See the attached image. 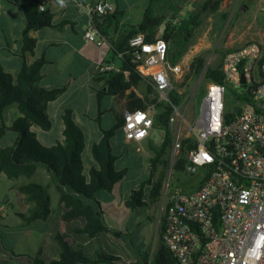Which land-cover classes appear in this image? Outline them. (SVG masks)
I'll use <instances>...</instances> for the list:
<instances>
[{"label": "trees", "instance_id": "trees-1", "mask_svg": "<svg viewBox=\"0 0 264 264\" xmlns=\"http://www.w3.org/2000/svg\"><path fill=\"white\" fill-rule=\"evenodd\" d=\"M8 1L19 4L23 10V52L35 53L37 38L30 34L32 30H37L44 25L60 29L67 21L65 19L56 21L49 6L41 10L39 8L41 0ZM54 1L61 4L60 0ZM165 2L166 0H149L142 20L138 24L127 26L118 39H112L114 58L118 57L120 52L123 53L120 57L122 71L99 72L97 70L95 73L92 88L99 106L106 95L125 99L126 108L129 110L146 108L152 101L154 90L138 73L136 65L131 60L132 50L129 47V39L132 36L142 32L149 41L163 37L169 42V58L173 63L178 62L186 51L189 33L198 27L202 20L198 14L192 12L175 21L180 8L177 4L166 6ZM221 2L222 0H204L202 8L204 11L216 12ZM70 3L72 0H64L63 4ZM169 9L172 10L171 18H168L164 12ZM124 12L123 9L115 6L111 13L104 16L102 22L96 20V23L103 32L109 35L110 29H118ZM163 25L164 30L159 35ZM230 49H218L219 61L212 66H207L204 72V77L208 82H225L221 67L223 58ZM46 61L45 55L36 57L31 62L24 61L17 73L6 70L0 63V119L2 120L0 125V172L6 173L11 178L20 176L31 178L38 165L46 166L56 180L59 201L65 207L63 218L65 220L81 219L82 225L77 231L89 237H95L109 231L103 218L102 204L96 195L102 189H111L127 171L126 167L117 169L115 166L117 156L113 153L112 140L122 128L123 114L116 113L117 123L109 128L104 127L98 119L102 136L93 143L92 153L95 162L88 172L85 170L82 156L86 145L85 132L74 119L72 108H66L63 113V139L58 140L52 146L42 145L34 127L38 126L45 130L52 127L53 120L48 113V105L65 90L64 86L49 88L40 84L43 77L42 66ZM205 63L206 57L203 53L195 55L185 81L181 85H184L187 80L193 81L199 78ZM125 70L129 71L127 76L124 73ZM170 97L176 104L184 98L182 94H178L176 89L170 93ZM11 105L17 107L19 115L11 125H7L5 112ZM172 110L173 107L169 101L163 100L158 104L154 116V129L164 131V137L160 143L153 139L150 140L148 148L150 177L143 183V185L147 183L151 186L148 199L144 197L143 188L132 189L125 201L126 205L132 208L145 205L148 201L157 202L161 198L165 173L162 172L156 182H152V179L159 166H169L167 155L172 147L173 136L169 121ZM101 114L100 110L99 115ZM8 129L16 130L19 135L13 144L3 146L1 139ZM194 145L192 137L183 139L181 148L174 159V170H185L187 152ZM20 189L26 193V198L31 203L26 212L18 213L23 222L30 224L37 219H47L51 213V196L48 186L41 182L29 181L21 185ZM160 228V243L152 258H150L149 251L143 253L134 247L133 250L138 253V256L136 261L129 264H179L171 249L162 239V225ZM56 240L59 244L57 258L46 261L40 257H32L30 264H113L121 260V257L113 252H87L75 248L61 232L56 234Z\"/></svg>", "mask_w": 264, "mask_h": 264}, {"label": "built area", "instance_id": "built-area-1", "mask_svg": "<svg viewBox=\"0 0 264 264\" xmlns=\"http://www.w3.org/2000/svg\"><path fill=\"white\" fill-rule=\"evenodd\" d=\"M84 9L88 24L84 38L101 46L108 36L96 23L115 9L111 0H72ZM41 3L39 8L45 9ZM132 62L152 87L146 108L125 110L123 131L127 140L141 141L152 135L158 104L173 107L170 127L180 117L172 138L174 153L191 137L194 124L186 120L170 93L185 75L181 63L169 59V42L153 41L140 32L129 39ZM120 52L118 58L122 57ZM97 70L122 71L121 65L101 62ZM225 82L209 81L195 118V145L186 155L185 172L203 169L197 189L167 190L161 202L162 239L179 264H264V41L249 39L231 48L223 58ZM127 76L129 71H124ZM243 78L245 81H243ZM242 101L233 114L226 113L227 92ZM196 97L194 91L186 108ZM188 134L182 133V127ZM163 140V139H162ZM162 142V141H161ZM163 215V218H162Z\"/></svg>", "mask_w": 264, "mask_h": 264}, {"label": "rangeland", "instance_id": "rangeland-1", "mask_svg": "<svg viewBox=\"0 0 264 264\" xmlns=\"http://www.w3.org/2000/svg\"><path fill=\"white\" fill-rule=\"evenodd\" d=\"M111 1L115 6L125 11L122 31L127 26L138 24L142 20L144 10L149 2V0ZM203 2L204 0H166L165 2L166 6L177 4L180 8L175 21H178L181 16L192 12L198 14L202 20V23L188 35V46L178 60L185 69V75L182 79L176 81V88L181 89L184 96L178 105L181 112L185 113L186 120L194 124L193 130H191L193 132L199 131L195 124V118L199 115L205 86L208 83L203 75L199 82V78H197L193 81L187 80L184 85H181L190 70L193 57L203 53L206 57L207 66H212L219 61L220 52L218 49L236 47L249 39L264 41V0H222L216 12L204 11L202 8ZM67 7L68 12L75 14L73 19L76 20V25L73 20L63 17L60 20H67L65 21L66 26L64 25L59 29V27L44 25L38 30L41 42L36 46L37 54L41 56L44 53L45 35L55 36V40L60 44L51 51V54L58 63V75L65 76L68 74L67 77L60 80V82L67 85V89L48 107V112L53 120L52 127L45 130L36 126V133L40 143L44 146H52L58 140H62L63 113L66 108H72L74 119L85 132L86 145L82 156L85 170L88 172L95 162L92 153L93 143L102 136L98 119L104 127H113L117 120L112 110H119L120 99L113 95H106L101 105H98L95 92L90 87V83L95 67L104 58H110L112 51L108 44L99 46L84 38V25L87 20L82 12V7L76 4ZM78 11L82 15H77ZM164 12H166L168 18H171L172 10L169 9ZM74 28L79 33H76ZM23 30L24 21L21 7L12 5L6 0H0V63L6 70L15 73L18 72L24 61H32L33 54L22 51ZM163 30L164 25L160 28L159 35L162 34ZM31 35H33V32ZM70 72L73 73V76H69ZM42 80H40V84ZM193 91L196 97L193 96L189 108H186L187 101ZM241 103L242 101L237 99L234 93L229 90L227 92L226 113H236ZM12 106L15 105H11L9 108ZM100 110L102 111L101 115H99ZM180 122L181 118L179 117L172 126V136L180 128ZM8 132V135L3 137L1 141L2 145L8 143L17 134L14 130H8ZM193 132L190 135L192 138ZM183 134H188L184 126L182 127L181 136ZM163 137L164 131L154 130L147 141L153 139L155 142L160 143ZM148 148L146 141H127L123 133L118 131L113 137V153L117 156L115 166L117 169L126 167L127 171L121 179L114 183L111 189H102L96 195L102 204L103 218L109 227V231L102 233H106L105 236H107L105 243L93 239L89 247L93 252L103 249L107 252L116 253L122 258L119 261L122 264L136 261L138 253L133 250V247L143 253L149 251L150 258L156 252L160 243L161 202L166 185L168 186L167 190L179 188L189 192L198 188L204 174L203 169L195 174L174 170L173 164L177 154L175 153L172 162V154L174 153L172 143L167 155L169 166H159L152 179V182H156L162 172L165 173L160 200L157 202L148 201L145 205L132 208L126 205L125 202L132 189L143 188L144 197L148 199L151 186L147 183L143 185L144 181L150 177V153ZM39 169V173L45 171L42 166ZM48 178L45 179L50 184L51 206L54 208L57 203V192L51 179ZM24 181V178L0 181V202L5 201L8 194L13 195V198L16 199L17 196L13 187L18 188V185ZM41 222L43 228L40 237L44 241L46 238L44 231H46L48 221L42 220ZM6 236L10 242H18L22 239V233L15 226L6 232Z\"/></svg>", "mask_w": 264, "mask_h": 264}, {"label": "crops", "instance_id": "crops-1", "mask_svg": "<svg viewBox=\"0 0 264 264\" xmlns=\"http://www.w3.org/2000/svg\"><path fill=\"white\" fill-rule=\"evenodd\" d=\"M6 1L12 5L21 7L17 3L14 4V3L9 2L8 0H6ZM41 2L45 3L46 6H49L52 9V11L54 13V19L56 21H60L61 18L66 17L67 19L73 20L75 25H76V20L73 19V18H75V14L68 12V7H67L68 5H71L74 3L61 5L57 2H55L54 0H41ZM21 10H22V7H21ZM82 12L86 16V20H87L85 25H84V29H85L89 20H88L87 15L84 12V9L82 10ZM77 15H82V13L78 11ZM123 18H124V16H123ZM123 18L120 22L118 29L114 30L112 28V29H110V31H108V34H109V35H107L108 36V42L106 44L109 45V48L112 51V55L110 58L106 57L103 59V61H110L116 65H120L121 60L118 57L114 58L112 39L116 40V39H118V37L121 36V34L123 32L122 27L124 24ZM22 19L24 21L23 10H22ZM46 26H48V25H46ZM65 26H66V24H65ZM48 27H52V26H48ZM41 28H39L37 30H32L30 32V34L33 32V36H35L37 38L36 46L41 42V39L39 37V32H38V30H40ZM74 31L76 33H79V31L76 30L75 28H74ZM53 33H56V32H53ZM54 37L55 36H53V35H48V36L45 35L44 42H46V46L44 49V53L42 55H45L47 61L42 66V72H43L42 79L43 80L41 79L42 80L41 85L49 87V88L63 87L64 86L65 90H66L67 85L60 82V80L64 79V77H67L68 73L65 76L58 75L59 66H58V63L56 61V58L51 54V51L56 49L57 46L60 44L59 42H57L55 40ZM36 46H35V53L32 55V60H34L36 57L40 56L36 52ZM100 63H98V65ZM98 65L95 67L94 72H93L92 81L90 83L91 88H92L93 78L95 76V73L97 72ZM11 72H13V71H11ZM13 73H15V72H13ZM69 76H73V73L70 72ZM140 95H142V94H140ZM48 107H49V105H48ZM125 110H127L126 105H125V99H120L119 110L118 111L112 110V111L115 115L116 113L117 114H123L125 112ZM18 115H19V111H18L16 106H12L11 108L8 107V109L5 112L6 124L11 125L13 120L16 119ZM1 124H2V120L0 119V125ZM34 129L36 130V126L34 127ZM8 130H13V129H8ZM8 130L6 131V133L3 137L8 135V133H9ZM14 131L17 134H15L14 138H11L9 140V142L4 144L3 146L13 144L14 141L17 139L19 133L16 130H14ZM62 131H63V124H62ZM119 131H121L124 135L123 128H121V130H119ZM3 137H2V139H3ZM149 137H147L141 141H137V142L146 141L147 145L149 146L150 141L149 142L147 141L149 139ZM124 138H125V135H124ZM2 139H1V141H2ZM62 139H63V134H62ZM127 141H130V140H127ZM133 141H135V140H133ZM1 144H2V142H1ZM40 166L44 167L45 171H41L39 173V171H40L39 167ZM34 176H36V177H34ZM47 177H49L48 179H51V182L54 184V189L57 192L56 206L54 208H52V206H51V213L47 219H37V220L31 222L30 224H25L23 222V219L18 215V213L19 212H26L28 210V208L30 207L31 203L29 200H27L26 193L20 189V186L28 183L29 181H37V182H41V183L46 184L48 186V189H49L50 184L47 183V181L45 179ZM12 178H16V179L24 178L25 181L23 183H21L20 185H18V188L13 187L14 191L16 192V196H17L16 199L13 198V195L8 194L5 201L0 202V264H30L34 257H40L46 261H50L51 259L57 258L59 255V244L56 240V234L58 232L63 233L66 236L67 240L70 242V244L73 245L75 248L83 249L87 252H93V251H91V249L89 247V245L91 244L93 239H98L99 241L101 240L103 243L106 242V239H107V236H105L106 233H104V234L101 233L95 237H89L88 235H86L80 231H77V229L80 228L82 225L81 219L65 220L63 218V213L65 211V207L59 201V191L57 188L56 180L54 179L53 175L51 174V172L48 170V168L46 166H43L42 164L38 165L35 174L31 178H27L25 176L12 177ZM12 178L8 177L6 173L0 172V181H3L4 179H7L10 181ZM42 220L48 221V225L46 226V231H44L45 235H46V238L44 241L40 237L41 230L43 228L42 222H41ZM13 226L19 228V231L22 233V239L18 242H10L8 237L6 236V232L10 231V229ZM36 233H38V234H36ZM101 251H105V250L101 249ZM113 264H121V263L115 262Z\"/></svg>", "mask_w": 264, "mask_h": 264}, {"label": "water", "instance_id": "water-1", "mask_svg": "<svg viewBox=\"0 0 264 264\" xmlns=\"http://www.w3.org/2000/svg\"><path fill=\"white\" fill-rule=\"evenodd\" d=\"M206 68H207V63H206L205 66H204V69H203V71H202V73H201V75H200V77H199V79H198V82L201 80L202 76L204 75V72H205ZM243 81H245L244 78H243ZM174 156H175V153L172 154V162H173ZM172 162H171V163H172ZM133 248H134V247H133Z\"/></svg>", "mask_w": 264, "mask_h": 264}, {"label": "clouds", "instance_id": "clouds-1", "mask_svg": "<svg viewBox=\"0 0 264 264\" xmlns=\"http://www.w3.org/2000/svg\"><path fill=\"white\" fill-rule=\"evenodd\" d=\"M60 3H61V5H63V3H64V0H60Z\"/></svg>", "mask_w": 264, "mask_h": 264}, {"label": "bare ground", "instance_id": "bare-ground-1", "mask_svg": "<svg viewBox=\"0 0 264 264\" xmlns=\"http://www.w3.org/2000/svg\"><path fill=\"white\" fill-rule=\"evenodd\" d=\"M186 83V82H185Z\"/></svg>", "mask_w": 264, "mask_h": 264}]
</instances>
